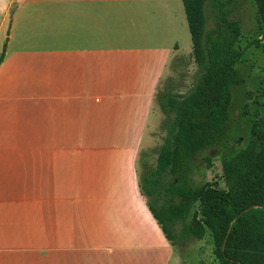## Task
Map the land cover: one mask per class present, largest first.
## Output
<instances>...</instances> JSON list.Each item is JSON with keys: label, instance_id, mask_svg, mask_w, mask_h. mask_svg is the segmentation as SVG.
<instances>
[{"label": "crops", "instance_id": "crops-1", "mask_svg": "<svg viewBox=\"0 0 264 264\" xmlns=\"http://www.w3.org/2000/svg\"><path fill=\"white\" fill-rule=\"evenodd\" d=\"M188 34L182 0H0V264H171L135 164Z\"/></svg>", "mask_w": 264, "mask_h": 264}, {"label": "trees", "instance_id": "trees-1", "mask_svg": "<svg viewBox=\"0 0 264 264\" xmlns=\"http://www.w3.org/2000/svg\"><path fill=\"white\" fill-rule=\"evenodd\" d=\"M253 1L262 22L261 38L254 42L258 47L264 43V0ZM182 3L197 69L188 92L165 89L156 96L165 116V137L140 194L173 245L179 236L202 239L209 231L218 264H264V120L255 123L243 149L223 160L226 190L213 184L194 187L190 181L194 157L218 143L232 88L242 83L236 67L241 26L230 18L231 0ZM209 17L216 27H207ZM260 97L264 100V83ZM196 204L199 219L196 213L191 216Z\"/></svg>", "mask_w": 264, "mask_h": 264}, {"label": "rangeland", "instance_id": "rangeland-1", "mask_svg": "<svg viewBox=\"0 0 264 264\" xmlns=\"http://www.w3.org/2000/svg\"><path fill=\"white\" fill-rule=\"evenodd\" d=\"M173 7L177 0H166ZM230 18L241 26V36L237 43L240 57L236 67L242 76V83L232 88L229 116L223 125L222 133L216 145L208 147L197 154L192 162L190 181L192 186L200 187L213 184L226 190L222 172V162L243 149L251 138V130L258 120H264V100L260 97L264 83V43H254L261 38L262 22L253 0H231ZM210 16V15H209ZM216 27L217 23L208 18L207 27ZM188 46L183 53H174L167 64V70L158 85L154 97V110L157 119L149 135V140L140 149L136 160L138 187L146 174L152 170L165 137V116L161 113L156 96L165 89L175 93H186L192 85V76L197 67L192 53L190 35ZM147 199H145L146 201ZM200 218L199 205L191 210ZM190 216V219H191ZM181 225L175 227L179 233ZM173 251L171 264H218L213 253V240L209 231L202 239H183L178 237Z\"/></svg>", "mask_w": 264, "mask_h": 264}]
</instances>
